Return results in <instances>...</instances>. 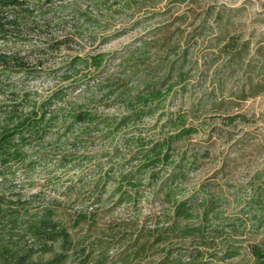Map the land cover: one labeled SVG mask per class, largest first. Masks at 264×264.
I'll return each instance as SVG.
<instances>
[{"label":"rangeland","instance_id":"obj_1","mask_svg":"<svg viewBox=\"0 0 264 264\" xmlns=\"http://www.w3.org/2000/svg\"><path fill=\"white\" fill-rule=\"evenodd\" d=\"M34 1L36 29L24 42L7 35L28 57L5 79L0 129L46 108L52 124L25 147L34 168L0 177V209L52 206L70 236L63 264H156L168 250L183 264L191 254L254 264L250 247H264V0ZM80 110L94 120L75 123ZM183 127L195 132L173 140L167 165L123 182ZM124 190L131 199L119 202ZM186 199L193 236L167 232L136 256ZM81 211L91 222L75 228Z\"/></svg>","mask_w":264,"mask_h":264},{"label":"trees","instance_id":"obj_2","mask_svg":"<svg viewBox=\"0 0 264 264\" xmlns=\"http://www.w3.org/2000/svg\"><path fill=\"white\" fill-rule=\"evenodd\" d=\"M33 3H35L34 0H0V41H4V44L0 46V94H4L5 90L8 89L5 85V79L8 78L10 73H20L25 70L27 64L26 58L28 56L22 54L16 44L10 43L7 35H13L14 41L20 38L24 42L21 33L36 29V26L33 24L36 23L34 22L35 13L32 6ZM30 19L33 21L30 22ZM29 22L33 26L28 24ZM59 46L60 44L54 43L51 45V48L56 49ZM35 50L34 48L32 52ZM99 58L100 56L93 57L95 66L100 64L99 61H96ZM153 94V99L159 95L157 93ZM61 97V92L55 93L52 98L43 103L44 107L46 108L50 104L52 105L54 98L61 99ZM24 98L27 99V97ZM140 101H148V98L143 100L141 97ZM46 109H43L41 113L33 110L29 115L15 117L14 115H17V113H13L12 116L7 118V121H11L14 125L12 128L7 125L0 129V177L4 178L13 166L22 165L27 170L34 168V160L25 163L29 157V153L26 150L28 148L25 147L36 138H45L48 131L46 126L52 124L51 121H47ZM52 117H57V114H54ZM73 118L75 123H84L93 121L95 117L88 111L80 110L74 114ZM193 132H195L193 127H183L166 139L164 144L156 143L145 154L144 158H149V160L140 164L135 173L129 172L122 174L123 182L132 185L134 179L137 178L140 172L147 168L157 166L160 163L167 165L168 160L171 158L169 150L173 140L184 138ZM165 144H167V150L162 154ZM178 167H182V164H179ZM157 173L153 170V178L157 179ZM177 175L176 172L173 173L174 178L179 177ZM181 175H184V172H181ZM126 192V190L122 191L119 202L131 199L129 196H124ZM170 193V191L167 192V195L170 196ZM189 201L190 199L182 200L176 205L173 214L174 220L165 228L166 230L159 231L158 228L148 230V239L141 246L142 248L136 250V256L139 255L141 249L144 250L146 243L152 245L162 243L165 240L163 236L167 232H180L184 238L193 236L198 228H190V225L187 223L193 215L192 207L188 204ZM84 222H91V215L84 211L78 212L74 218V227L77 228ZM69 238L70 236L67 230L62 228L55 219L54 209L50 205L43 207L41 210H35L34 212L27 211L26 213H22L20 210L12 209L9 211L8 209H0V264H63L62 259L65 257V253H67L68 243L70 242ZM50 242L52 244H49ZM57 242L61 246L58 251L55 250L54 246ZM250 251L255 258L254 264H264V247L259 244H253L250 247ZM173 252L174 250H168L163 260H160L156 264H183L174 260L176 255ZM47 254L49 256L44 258ZM234 254L230 255L232 256ZM202 255L194 256L191 254L188 256L190 259L188 264H200Z\"/></svg>","mask_w":264,"mask_h":264}]
</instances>
